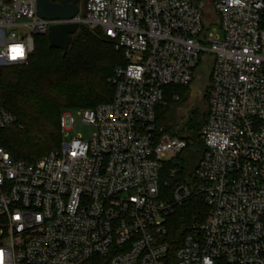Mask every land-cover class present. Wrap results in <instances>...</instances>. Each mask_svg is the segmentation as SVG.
<instances>
[{
	"label": "built area",
	"instance_id": "obj_1",
	"mask_svg": "<svg viewBox=\"0 0 264 264\" xmlns=\"http://www.w3.org/2000/svg\"><path fill=\"white\" fill-rule=\"evenodd\" d=\"M83 3L70 19H43L37 0H0V66L26 63L34 36L64 23L101 32L125 60L112 100L63 111L61 145L35 162L6 150L1 132L16 117L0 105V264H167L168 218L193 193L207 216L170 263L264 264V0ZM208 56L199 183L170 191L163 165L188 141L162 133L157 107ZM75 111L95 127L88 140L67 141Z\"/></svg>",
	"mask_w": 264,
	"mask_h": 264
},
{
	"label": "trees",
	"instance_id": "obj_2",
	"mask_svg": "<svg viewBox=\"0 0 264 264\" xmlns=\"http://www.w3.org/2000/svg\"><path fill=\"white\" fill-rule=\"evenodd\" d=\"M123 64V53L99 31L80 26L65 55L60 49L49 48L46 34L35 35L34 51L26 63L0 68V105L16 117V123L1 132L12 158L35 162L47 151L59 147L62 112L110 102L115 88L109 79L115 68ZM192 86H168L164 104L157 107V124L162 133L188 141L184 150L163 165L161 179L170 191L180 184L194 189L199 183L196 170L205 151L200 133L209 105L206 112L196 107V103L192 105ZM206 100L205 95L200 99L202 103ZM182 107L186 109L179 119ZM207 209L204 196L193 193L168 218L167 264H171L184 236L194 233L205 220Z\"/></svg>",
	"mask_w": 264,
	"mask_h": 264
},
{
	"label": "water",
	"instance_id": "obj_3",
	"mask_svg": "<svg viewBox=\"0 0 264 264\" xmlns=\"http://www.w3.org/2000/svg\"><path fill=\"white\" fill-rule=\"evenodd\" d=\"M80 1L86 2L87 0H37V14L43 19H70L78 13ZM78 29L79 26L76 23L51 25L46 33L49 48L60 49L65 55L72 37ZM191 94L193 100L198 96L194 85L191 87ZM203 98L204 94L200 99L203 100ZM192 105L186 110V113Z\"/></svg>",
	"mask_w": 264,
	"mask_h": 264
},
{
	"label": "rangeland",
	"instance_id": "obj_4",
	"mask_svg": "<svg viewBox=\"0 0 264 264\" xmlns=\"http://www.w3.org/2000/svg\"><path fill=\"white\" fill-rule=\"evenodd\" d=\"M78 4L80 7V12H83V5H84L83 1H80ZM211 19H212V13L210 11L206 13V21L210 22ZM216 26H217L216 24L212 25V27H216ZM3 66L5 65H1L0 68H2ZM211 70H212V57L208 56L204 58L202 65L197 70V74H196L197 79L193 84L196 88L198 96L195 100H193L192 103L194 104L196 103L197 104L196 107H198L202 112H206L208 110V102L206 100V102L202 103L199 98L202 96V94L205 92V90L211 83ZM181 109L182 112L180 110V114L178 115L179 119L183 117V114L185 113L183 109L186 108L182 107ZM74 118H75L74 127L73 130L70 132V137L67 138V141H69L74 136V133L80 134L85 140L90 139L92 134L95 132V127L93 125L82 122L76 111L74 112ZM48 152L49 151H47L46 153ZM46 153H44L43 155H45Z\"/></svg>",
	"mask_w": 264,
	"mask_h": 264
},
{
	"label": "flooded vegetation",
	"instance_id": "obj_5",
	"mask_svg": "<svg viewBox=\"0 0 264 264\" xmlns=\"http://www.w3.org/2000/svg\"><path fill=\"white\" fill-rule=\"evenodd\" d=\"M57 1H60V0H57Z\"/></svg>",
	"mask_w": 264,
	"mask_h": 264
}]
</instances>
